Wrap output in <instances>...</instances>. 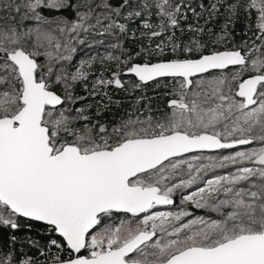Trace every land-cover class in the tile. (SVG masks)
Here are the masks:
<instances>
[{"label": "snow or ice", "instance_id": "obj_1", "mask_svg": "<svg viewBox=\"0 0 264 264\" xmlns=\"http://www.w3.org/2000/svg\"><path fill=\"white\" fill-rule=\"evenodd\" d=\"M0 264H264V0H0Z\"/></svg>", "mask_w": 264, "mask_h": 264}, {"label": "trees", "instance_id": "obj_2", "mask_svg": "<svg viewBox=\"0 0 264 264\" xmlns=\"http://www.w3.org/2000/svg\"><path fill=\"white\" fill-rule=\"evenodd\" d=\"M197 2H198V0H193V6H195ZM243 29H244V23H243V20H241L239 23H237L235 32L236 33H242ZM216 30L217 31L219 30V22L216 25ZM241 38H242L241 35H236V41L237 42H239L241 40ZM137 43H138L137 41L129 40L127 42V46L129 48L135 49ZM101 53H105V47H101V46H92V47L80 46L78 48L77 53L74 54V59L71 63L73 65L74 63H76V61L79 63L81 60L87 59L91 55H99ZM76 92L78 95H86V92L84 91V89L82 87H77ZM112 95H113L114 99H120V100H127L128 99V97H126L123 92H118L115 89L112 90ZM148 95L152 96V95H155V93L152 92L151 90H149ZM87 102L92 103L93 101L91 100V98H89V100ZM156 103H157V101H153V105H155ZM160 104H161V106H163V100L160 101ZM128 107H130V104H128V103L122 104L119 108L116 106H113L111 112L105 114V118L109 121L113 120L114 118L118 119L123 114L124 109H126ZM27 223L28 222H26V221L21 222V229L16 233V235L18 237L23 238L27 235H30L33 238L41 239L42 243L47 242L48 237L46 235H44L43 232L41 231V225L33 224L31 231H29L28 227H27ZM25 248L27 249L26 245H25ZM29 254H32V252L30 251Z\"/></svg>", "mask_w": 264, "mask_h": 264}, {"label": "rangeland", "instance_id": "obj_3", "mask_svg": "<svg viewBox=\"0 0 264 264\" xmlns=\"http://www.w3.org/2000/svg\"><path fill=\"white\" fill-rule=\"evenodd\" d=\"M101 54L103 55L104 53H101ZM101 54H99V55H101ZM76 65H78V62H77V61H76V63L73 64V68H74Z\"/></svg>", "mask_w": 264, "mask_h": 264}]
</instances>
